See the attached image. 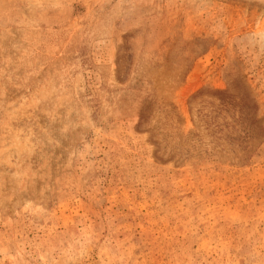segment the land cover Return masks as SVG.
<instances>
[{"label":"rangeland","instance_id":"obj_1","mask_svg":"<svg viewBox=\"0 0 264 264\" xmlns=\"http://www.w3.org/2000/svg\"><path fill=\"white\" fill-rule=\"evenodd\" d=\"M0 264H264V0H0Z\"/></svg>","mask_w":264,"mask_h":264}]
</instances>
